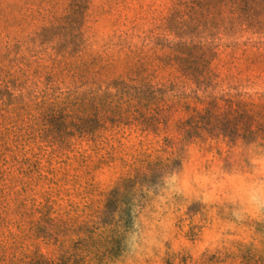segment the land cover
I'll return each mask as SVG.
<instances>
[{"label":"rangeland","instance_id":"rangeland-1","mask_svg":"<svg viewBox=\"0 0 264 264\" xmlns=\"http://www.w3.org/2000/svg\"><path fill=\"white\" fill-rule=\"evenodd\" d=\"M53 2L57 16L64 17L66 1ZM42 7L40 0H0V104L20 89L29 102L20 135L8 132L0 118V264H118L125 240L131 242L136 235L132 208H144L140 189L174 168L184 170L190 182L207 173H229L227 191L236 204L246 202L247 184L236 176L242 158H236L233 149L237 141L250 142L251 137L239 135L235 142L234 134L222 141L193 133L183 146H163L165 136L177 138L178 120L205 106L190 92L181 98L164 90L135 95L129 106L136 112L118 124L115 113L127 98L116 91L121 87L117 76V83L109 84L107 73L94 69L37 74L34 63L26 70L25 61L41 57L48 62L51 53L45 46L52 38L33 37L42 22L31 20L30 13ZM93 9L82 29L84 59L101 54L122 21L114 15L95 17ZM68 33L63 24L54 27L57 50L74 48L64 38ZM19 51L25 58L20 69L15 62ZM245 80L233 82L224 92L249 96L242 107L257 124H264V103L255 97L264 92V75ZM219 107L226 109L223 103ZM103 110L109 116L98 120L95 113ZM78 118L93 129V140L79 137ZM142 118L166 119L167 126H159V132L143 131L146 125L141 123L147 121ZM236 120L240 124L246 119ZM155 157L170 161L164 168L149 169L144 161ZM128 178L129 183L120 184ZM192 187L209 196V202L202 195L175 197L164 253L157 251L145 264H264V218L237 220L233 212L238 205L215 199L219 189L211 184L200 188L195 182Z\"/></svg>","mask_w":264,"mask_h":264},{"label":"trees","instance_id":"trees-1","mask_svg":"<svg viewBox=\"0 0 264 264\" xmlns=\"http://www.w3.org/2000/svg\"><path fill=\"white\" fill-rule=\"evenodd\" d=\"M53 1L40 0L44 7L30 13L31 20L42 22L33 37L57 40L53 29L63 24L69 31L64 38L71 41L69 45L74 48L57 50L53 41L45 42V49L51 51L48 62L41 57H35L34 62L25 61L19 51L16 67L24 65L22 61H25L26 70L35 63L37 74L40 70L48 71L45 72L48 75L59 71L86 73L91 69L95 73L106 72L107 82L117 83L118 79L121 87L116 91L127 98L126 108L121 104L115 113L118 124L128 113L136 112L129 106L138 98L135 95L142 96L146 91L154 95L164 90L181 98L190 92L205 106L192 109L188 117L176 122L178 136H165V148L183 146L193 133L201 138L203 132L222 141L234 134L237 136L235 142L239 135L251 137L250 142H264V124H257L251 111L242 107L250 97L224 92L231 90V84L242 78L249 82L260 80L264 75V0H63L66 4L62 18L57 16ZM93 7H96L95 17L114 15L118 23L122 21L116 24L114 34L102 46V53L89 54L84 59L87 46L82 29ZM117 67L121 70L116 71ZM20 90L0 104L1 121L13 135L22 133V118L29 108L28 97ZM255 97L264 103V92ZM221 103L226 105L225 111L220 110ZM107 114L103 110L100 115L95 113V117L104 121ZM236 119L246 120L235 124ZM142 121L147 120L142 118ZM141 124L146 125L143 131L153 128L150 130L159 132V126L166 127L167 120L148 119ZM77 125L79 137L94 139V131L85 119L78 118ZM178 158L180 153L174 160ZM169 161L155 157L144 162L150 169L164 168ZM130 181L123 179L120 184Z\"/></svg>","mask_w":264,"mask_h":264},{"label":"clouds","instance_id":"clouds-1","mask_svg":"<svg viewBox=\"0 0 264 264\" xmlns=\"http://www.w3.org/2000/svg\"><path fill=\"white\" fill-rule=\"evenodd\" d=\"M233 152L236 158H242L239 168L236 169V176L244 177L247 184L249 194L245 203L236 204L227 191L229 173H207L190 182L184 170L174 168L171 173L159 177L155 184L144 185L140 189L145 198L144 208H132V215L135 217L133 229L136 230V235L132 237L131 242L125 240V250L117 260L118 264H145L147 260L155 259L157 251L163 255L164 241L169 239L170 217L175 197L190 199L202 195L204 202H209V196L193 189V182L200 188H203L204 184L213 185L214 189L220 190L215 195L217 201L238 205L237 210L233 212L237 220L245 216L264 218V142L237 141ZM165 213L168 215H164Z\"/></svg>","mask_w":264,"mask_h":264}]
</instances>
